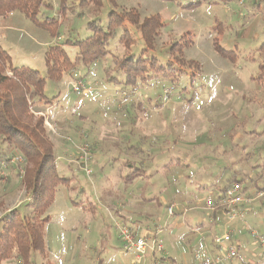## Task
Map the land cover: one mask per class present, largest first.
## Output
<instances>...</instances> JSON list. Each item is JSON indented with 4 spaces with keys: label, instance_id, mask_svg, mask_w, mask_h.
I'll return each mask as SVG.
<instances>
[{
    "label": "rangeland",
    "instance_id": "obj_1",
    "mask_svg": "<svg viewBox=\"0 0 264 264\" xmlns=\"http://www.w3.org/2000/svg\"><path fill=\"white\" fill-rule=\"evenodd\" d=\"M46 1L52 8H42L40 22L59 20L49 29L19 11L0 18V46L12 65L46 79L52 100L31 94L25 117L30 124L43 120L57 171L71 181L57 189L46 214L47 252L34 254L32 264H131L134 256L119 243L117 223L139 235L162 228L155 237L163 252L149 250L138 264L212 261L208 247L226 234L238 256L220 264H264V249L252 236H264V0H116L117 7L109 0H67L65 10L59 0ZM112 10L135 12L141 21L159 15L164 28L155 48L143 52L141 34L131 27L135 42L126 49L119 29L109 54L85 66L78 49L65 43L91 37L90 23L106 30ZM56 44H65L75 66L51 81L45 57ZM141 54L172 64L180 76L175 82L150 77L138 87L123 83L114 61ZM75 82L83 86L80 94ZM84 143L91 147L89 167L79 158ZM14 154L0 142V164ZM32 167H0V220L10 208L31 215L22 179ZM233 182L241 184L246 201L230 219L226 204L211 208L206 201ZM218 212L225 217L215 221ZM202 222L223 232L213 240L199 235ZM219 245L216 255L230 244Z\"/></svg>",
    "mask_w": 264,
    "mask_h": 264
},
{
    "label": "trees",
    "instance_id": "obj_2",
    "mask_svg": "<svg viewBox=\"0 0 264 264\" xmlns=\"http://www.w3.org/2000/svg\"><path fill=\"white\" fill-rule=\"evenodd\" d=\"M109 1L117 7L116 0ZM59 3L62 10H65L67 0H59ZM43 7L50 9L52 5L46 0H0V18L19 11L41 28L49 29L58 25L57 19L47 18L44 22H40L39 15ZM131 27L140 32L144 42L143 52H147L154 50L155 38L164 28V24L159 15L141 21L140 16L135 12L117 14L112 10L106 30L97 23H90L89 29L93 31L91 37L83 41H67L65 44L76 47L83 64L87 66L109 54L110 41L119 29L123 30L120 43L126 49H130L135 42ZM64 45L51 46L46 53L47 79L51 81H58L64 73L74 69L75 65ZM177 46L180 53L184 49L181 47L183 45L179 43ZM114 62L117 71L124 74L123 83L136 87L144 84L150 77L175 82L180 76L172 64L165 65L156 59L148 60L142 54L138 58L130 55ZM8 73L12 77L9 78ZM117 81L120 83L118 79ZM7 82H13V85L8 90L7 87L4 92L0 91V142L6 144L10 152L20 154L26 162L33 165L25 179H22V184L31 194L28 207L31 208L32 213L24 216L16 208L0 220L2 223L0 264L12 259L19 260L20 264H32L31 258L34 254L44 255L47 252L45 228L50 218L46 214L55 202L57 189L62 185L68 187L71 181L61 177L57 171L54 145L46 137L43 120L30 124L25 117L29 116L33 104L29 99L31 94L37 95L42 101L52 100L45 95L46 79L42 78L37 70L14 67L10 54L0 46V89ZM228 186L230 187L231 184ZM229 187L222 189V193Z\"/></svg>",
    "mask_w": 264,
    "mask_h": 264
},
{
    "label": "built area",
    "instance_id": "obj_3",
    "mask_svg": "<svg viewBox=\"0 0 264 264\" xmlns=\"http://www.w3.org/2000/svg\"><path fill=\"white\" fill-rule=\"evenodd\" d=\"M73 90L77 94H80L83 90V86L79 82H75L73 84ZM78 151L80 152V161H82L85 167H89L90 160H91V147L88 143H84L83 145L78 147ZM26 163V160L20 155L15 153L12 158H8L7 160H3L0 164V167H10L13 164L23 165ZM91 173L92 170L88 168L86 173ZM207 200V199H206ZM245 197L242 192L241 184L239 182L232 183L229 188L221 194L219 199H208L207 205L209 207H213L216 204H226L228 206V215L230 219H235L238 216V212L240 211L239 208L243 204H245ZM170 215L175 213V206H171L168 208ZM116 228L119 232V237L121 242L123 243V248L126 252L133 254L134 258L131 261V264H138L143 258H145L148 251H152L154 253L162 252L163 248L162 245L159 244L156 240L158 234L161 233L162 228H157L158 230H150L153 233H145L144 235H139L136 231L125 228L121 223L116 224ZM156 235V237H155ZM252 236L254 239L258 241V244L264 249V236H260L256 232H252ZM153 247L150 246V244ZM216 243L220 247L219 244L226 243L227 248L222 251L221 256H217L212 261H204L202 264H220L224 261H232L235 257L238 256V252L236 248L233 246V236L232 234H226L224 237L216 238ZM155 246V247H154ZM264 255V253H263Z\"/></svg>",
    "mask_w": 264,
    "mask_h": 264
},
{
    "label": "crops",
    "instance_id": "obj_4",
    "mask_svg": "<svg viewBox=\"0 0 264 264\" xmlns=\"http://www.w3.org/2000/svg\"><path fill=\"white\" fill-rule=\"evenodd\" d=\"M2 162V161H1ZM190 198V197H189ZM30 200V199H29ZM189 200H191V199H189ZM16 201H18V200H16ZM182 203H184V202H182ZM20 204H22V202H20V203H18V205H20ZM13 205H15V204H13ZM12 207H15V206H12ZM12 210V208H10L8 211H11ZM220 214V216L221 217H225V215H223V213L222 212H218V213H215V215H214V220L216 221V218H217V216ZM120 217H121V219H124V217L123 216H121V215H119ZM238 222V221H237ZM210 223H213V224H215L216 222H213V220H210ZM200 227H196V230H197V232H198V234L199 235H205V236H207L209 239H210V237H212V240L214 239V237H215V235H217V233L219 234V233H221V232H223V230L221 229V227L220 226H217V228L215 227L214 228V230H208V228H205V224L202 222L200 225H199ZM234 226H238L236 223H234ZM241 230H242V228H241ZM233 231H235L234 233H239V231L236 229V228H234V230ZM197 232H195V233H197ZM235 237V236H234ZM119 241V243H120V240H118ZM234 242V241H233ZM219 250V246H218V244H214V245H212V246H209L208 247V251H209V253L212 255V258L214 257H216V256H221L222 255V252H221V254H218V255H216V253H217V249ZM163 252V251H162ZM220 253V252H219ZM216 255V256H215ZM154 258H156L157 259V257H154ZM213 258V259H214ZM245 264H248L249 262H244ZM157 264V263H156ZM251 264V263H250Z\"/></svg>",
    "mask_w": 264,
    "mask_h": 264
}]
</instances>
